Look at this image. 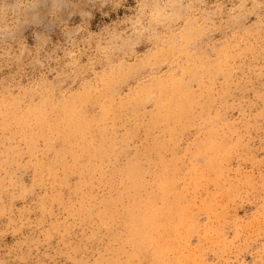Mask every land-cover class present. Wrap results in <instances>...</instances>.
Returning <instances> with one entry per match:
<instances>
[{
  "label": "clouds",
  "instance_id": "1",
  "mask_svg": "<svg viewBox=\"0 0 264 264\" xmlns=\"http://www.w3.org/2000/svg\"><path fill=\"white\" fill-rule=\"evenodd\" d=\"M257 144L264 0H0V264H264Z\"/></svg>",
  "mask_w": 264,
  "mask_h": 264
},
{
  "label": "rangeland",
  "instance_id": "2",
  "mask_svg": "<svg viewBox=\"0 0 264 264\" xmlns=\"http://www.w3.org/2000/svg\"><path fill=\"white\" fill-rule=\"evenodd\" d=\"M258 147L259 145L257 144L253 146L252 150L250 151L248 158H247V163L245 164V167H244L245 172L255 171L261 167H264V153L259 152ZM204 195H207V193H204ZM216 199H217V202L224 209V212L227 213V216L225 217L226 219L235 218V217L243 215L240 208L236 206L226 205L224 203L222 196H217ZM165 219L167 220V218ZM242 222L243 221H238V223H242ZM165 227L166 226H162L160 228V234L157 238V243L160 246L161 250L165 252V254L173 255L174 252L171 247V241L167 239ZM179 264H184V262L179 261Z\"/></svg>",
  "mask_w": 264,
  "mask_h": 264
}]
</instances>
